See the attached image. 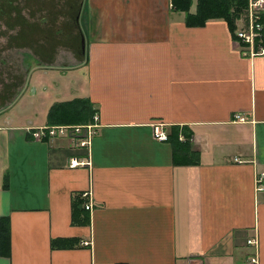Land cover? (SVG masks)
<instances>
[{
	"label": "crops",
	"instance_id": "obj_1",
	"mask_svg": "<svg viewBox=\"0 0 264 264\" xmlns=\"http://www.w3.org/2000/svg\"><path fill=\"white\" fill-rule=\"evenodd\" d=\"M67 5L63 56L0 111V264H264V56L171 0ZM76 98L97 118L78 124L96 126L88 147L34 139ZM157 125L189 138L159 141Z\"/></svg>",
	"mask_w": 264,
	"mask_h": 264
},
{
	"label": "rangeland",
	"instance_id": "obj_2",
	"mask_svg": "<svg viewBox=\"0 0 264 264\" xmlns=\"http://www.w3.org/2000/svg\"><path fill=\"white\" fill-rule=\"evenodd\" d=\"M69 2L14 0L0 10V111L6 101L13 102L17 89L29 82L36 69L48 68L50 54L64 52L65 35L58 29L62 30L63 21L68 23L63 12ZM42 17L49 21L40 22Z\"/></svg>",
	"mask_w": 264,
	"mask_h": 264
},
{
	"label": "built area",
	"instance_id": "obj_3",
	"mask_svg": "<svg viewBox=\"0 0 264 264\" xmlns=\"http://www.w3.org/2000/svg\"><path fill=\"white\" fill-rule=\"evenodd\" d=\"M264 15V0H248L247 7L243 16L236 20V29L234 31V38L240 45L246 46L241 53L244 56L255 57L264 56V23L262 17ZM239 120H243L238 118ZM96 122V116L93 117ZM95 124L91 125H61V126H47L36 129L32 135L34 139L41 140L46 137H66L72 144L77 147L85 148L91 143L93 135L95 134ZM180 139H184L179 136ZM154 138L159 141H167V134L161 129L160 125L154 127ZM237 161V159H235ZM240 162V161H238ZM88 161L75 158L69 160V167H77L87 165ZM256 189L262 190L264 188V172L256 174L255 178ZM90 204L85 205L86 210H90ZM83 244H87L83 242ZM247 245L256 248L257 239H248ZM248 263L255 264L256 256H251ZM187 264H193L188 262Z\"/></svg>",
	"mask_w": 264,
	"mask_h": 264
},
{
	"label": "trees",
	"instance_id": "obj_4",
	"mask_svg": "<svg viewBox=\"0 0 264 264\" xmlns=\"http://www.w3.org/2000/svg\"><path fill=\"white\" fill-rule=\"evenodd\" d=\"M172 6L175 10L183 11L187 15V24H203L210 19H222L228 25L232 35L235 30V22L243 16L247 7L248 0H197L196 14L189 13V8L192 0H171ZM264 23V15L262 17ZM95 110L92 103L86 98H76L70 101L54 103L47 113V124L49 126L55 125H78L86 124L91 121ZM189 138V133L181 128L173 130L167 135V140L178 137V134ZM178 151L184 152L186 150L187 142H180ZM4 240H9L8 224L0 221V244ZM1 246V245H0Z\"/></svg>",
	"mask_w": 264,
	"mask_h": 264
},
{
	"label": "flooded vegetation",
	"instance_id": "obj_5",
	"mask_svg": "<svg viewBox=\"0 0 264 264\" xmlns=\"http://www.w3.org/2000/svg\"><path fill=\"white\" fill-rule=\"evenodd\" d=\"M12 1H14V0H0V10H2L6 5H10ZM67 7H68V10H67V12L66 11L63 12V16H65V14H66V16H68L70 13V5H68ZM76 9H77V7H76ZM62 32H65V29H63Z\"/></svg>",
	"mask_w": 264,
	"mask_h": 264
}]
</instances>
